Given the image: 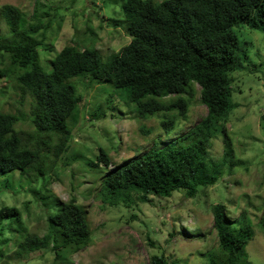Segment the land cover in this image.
I'll use <instances>...</instances> for the list:
<instances>
[{
	"label": "trees",
	"instance_id": "obj_1",
	"mask_svg": "<svg viewBox=\"0 0 264 264\" xmlns=\"http://www.w3.org/2000/svg\"><path fill=\"white\" fill-rule=\"evenodd\" d=\"M42 8L43 12L34 10V21L30 22L18 8L3 7L10 35L0 36V78L15 80L22 95L32 97L31 122L37 134L59 138L61 146L56 156L69 149L73 128L84 120L80 116L83 97L78 80H88L92 85L110 84L114 91L106 97L108 110L119 93L133 106L136 117H161V127L168 135L179 121L187 119L199 94L208 111L200 123L162 149L153 147L104 173L98 194L104 204L132 206L138 201L151 204V196L170 199L176 193L195 199L201 189L215 186L225 174L226 158L231 153L226 124L239 107L234 101L232 76L244 71V64L250 62L249 50L236 30L247 28L264 33V0H126L123 17L131 42L107 61L94 45L79 48L72 43L54 59H44L42 52L50 51L47 32L51 24L46 19L52 9L50 5ZM92 115L101 119L106 112L100 106ZM20 121L18 115L0 111V175L8 178L3 191L13 190L14 173L32 174L43 182L42 199L53 203L55 209L48 213L47 233L27 236L17 255L53 242L59 260L64 253L80 251L90 244L87 212L75 197L63 203L54 199L53 171L44 169L42 160L48 145L45 141L36 146L29 144V139L16 131ZM217 136H222L226 144L222 163L213 161L209 153ZM76 158L83 160L87 156L80 154ZM84 164L103 173L102 167L111 168L112 159L100 148L95 158L89 157ZM213 216L219 245L217 253L211 252L209 264H252L247 247L254 237L253 230L235 227L224 205H215ZM21 218L17 207L2 206L0 237L13 230L12 219L23 224ZM6 223L13 227L7 232ZM259 226L264 233V216ZM26 231L21 227L16 233L24 235ZM4 243L9 239L0 241ZM151 264L178 263L154 256Z\"/></svg>",
	"mask_w": 264,
	"mask_h": 264
},
{
	"label": "rangeland",
	"instance_id": "obj_2",
	"mask_svg": "<svg viewBox=\"0 0 264 264\" xmlns=\"http://www.w3.org/2000/svg\"><path fill=\"white\" fill-rule=\"evenodd\" d=\"M125 1L0 0V36L10 35L2 16L3 7H16L33 22L34 10L43 12L42 5H50L51 16L46 19L51 24L47 32L50 51L42 52L44 59H54L63 47L72 43L79 48L94 45L107 61L131 42L123 17ZM236 32L249 50L250 62L244 64V71L232 76L234 101L239 107L226 124L231 153L226 158L224 176L215 186L201 189L195 199L176 193L170 199L151 196V204L137 200L138 205L122 203L115 207L104 204L98 192L104 173L135 160L153 147L162 149L200 123L208 111L200 102L199 94L187 119L179 121L175 131L168 135L161 127V117H136L133 106L119 93L108 110L106 97L114 91L110 84L92 85L88 80H78V91L83 97L80 116L84 120L73 128L69 149L57 157L59 138L37 134L31 122L32 97L23 96L15 80L0 78V111L20 117L16 131L29 139V144L47 143L42 160L44 169L53 171L54 199L63 203L75 197L85 208L91 229L87 247L64 253L59 260H56L53 242L17 255L27 236L47 233L48 213H52L55 205L42 199L43 182L35 180L32 174L14 173L13 190L5 192L2 187L8 185V178L0 175V208L17 207L24 224L12 219L13 228L11 223H6L5 231L13 230L0 237V241L9 239V243L0 244V264H151L154 256H163L170 263L209 264L211 252L217 253L219 245L214 228L215 205L226 207L235 227L242 225L253 230L248 257L252 264H264V233L259 226L264 216V33L247 28ZM100 106L106 116L97 119L92 114ZM100 148L112 159L111 168L102 167L103 173L100 169L92 171L84 164L89 157L94 159ZM209 153L213 161H224L226 144L222 136L212 141ZM80 154L87 158L77 160ZM21 227L27 229L26 234L16 233Z\"/></svg>",
	"mask_w": 264,
	"mask_h": 264
}]
</instances>
